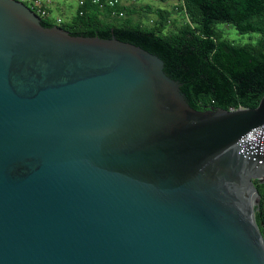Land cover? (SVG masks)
<instances>
[{"label": "water", "instance_id": "water-1", "mask_svg": "<svg viewBox=\"0 0 264 264\" xmlns=\"http://www.w3.org/2000/svg\"><path fill=\"white\" fill-rule=\"evenodd\" d=\"M163 67L0 0V264H264V97L194 109Z\"/></svg>", "mask_w": 264, "mask_h": 264}, {"label": "trees", "instance_id": "trees-1", "mask_svg": "<svg viewBox=\"0 0 264 264\" xmlns=\"http://www.w3.org/2000/svg\"><path fill=\"white\" fill-rule=\"evenodd\" d=\"M84 1L83 13L77 9L70 21L56 23L41 16V24L58 25L71 35H113L155 54L164 72L182 83L180 90L194 109L254 108L264 97V0H179L172 9L185 15L183 21L169 18L170 10L158 9V20L149 25L131 19L137 12L135 3L122 7L125 15L119 17ZM219 24L259 37L234 43L224 37ZM252 182L259 196L254 217L264 236V182Z\"/></svg>", "mask_w": 264, "mask_h": 264}, {"label": "built area", "instance_id": "built-area-1", "mask_svg": "<svg viewBox=\"0 0 264 264\" xmlns=\"http://www.w3.org/2000/svg\"><path fill=\"white\" fill-rule=\"evenodd\" d=\"M23 2L24 0H20ZM137 0H91V3L99 9H110L111 15L124 16L122 7L128 6ZM85 4L84 0H77L79 14L83 13L81 7ZM26 5L39 17L49 16L48 2L45 0H26ZM56 23L62 21L61 18L55 19ZM233 110V109H230ZM238 154L245 158H250L258 165L264 167V124L254 127L247 133L239 137L236 142Z\"/></svg>", "mask_w": 264, "mask_h": 264}, {"label": "rangeland", "instance_id": "rangeland-1", "mask_svg": "<svg viewBox=\"0 0 264 264\" xmlns=\"http://www.w3.org/2000/svg\"><path fill=\"white\" fill-rule=\"evenodd\" d=\"M63 1L65 4L64 9L55 10L53 9V16H56L57 12L62 17L63 21H70L72 16L75 14V5L77 0H52ZM179 0H137L134 2L136 5L137 12L133 13L130 17L133 21H141L143 24H152V22L158 20L157 10L167 9L171 11V19L176 18L177 22H181L185 19V15L181 12L176 13L172 8L177 5ZM149 6V9L147 8ZM125 15V14H124ZM120 21V20H119ZM171 26L168 25L167 28ZM218 27L223 31L224 37L234 43H245L255 41L259 35L255 32L239 33L232 25L219 24ZM259 178H263L264 173L261 171L257 173Z\"/></svg>", "mask_w": 264, "mask_h": 264}, {"label": "crops", "instance_id": "crops-1", "mask_svg": "<svg viewBox=\"0 0 264 264\" xmlns=\"http://www.w3.org/2000/svg\"><path fill=\"white\" fill-rule=\"evenodd\" d=\"M46 2H48V10H49V16L52 18V19H56V18H61L62 17L60 16V14H58L59 12H57L56 16H53V9L55 10H60V9H64L65 8V4L63 1H56V2H53L52 0H45ZM77 10V3L75 5V11ZM73 17V16H72ZM63 20V19H62Z\"/></svg>", "mask_w": 264, "mask_h": 264}]
</instances>
